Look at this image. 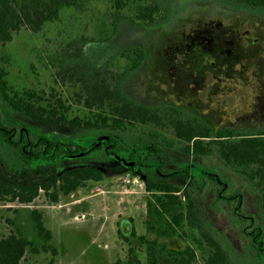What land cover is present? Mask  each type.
<instances>
[{"label": "rangeland", "instance_id": "374dc122", "mask_svg": "<svg viewBox=\"0 0 264 264\" xmlns=\"http://www.w3.org/2000/svg\"><path fill=\"white\" fill-rule=\"evenodd\" d=\"M115 1L79 0L77 7L65 9L41 31L23 28L11 41L0 44V66L7 72L11 94L33 92L53 103L60 98L70 107L68 118L92 117L76 101L79 86L73 80H56L63 65L84 46L89 62L119 75L132 69L138 54L145 50L142 69L124 83L128 94L148 100L150 92L207 113L213 122L246 130L264 128V12L232 9L215 0H167L173 14L169 20L157 16L153 30L124 21L127 25L117 35ZM123 3L122 13L137 22L136 4L133 0ZM2 108L8 106L2 102ZM141 129L180 144L171 132L152 126L137 125L132 130ZM93 142L81 141L89 148ZM80 153L66 155L58 174L70 167L94 165L102 169L104 178L90 181L70 195L61 194L57 203L43 191L30 204L0 197V238L11 233L35 238L37 250L29 247L22 264H49L51 260L54 264L146 263L147 246L141 237L152 239L155 235L146 227L150 194L144 174L122 165L102 149ZM225 181L230 183L227 193H245L243 212L253 213L257 200L251 192L230 172ZM213 198V193L204 198L210 222L244 253L247 240L242 225L234 221L227 205L221 210L212 208ZM34 210L42 213L45 226L53 233L51 246L58 249L56 256L43 239L36 238ZM171 243L179 248L193 245L190 239ZM197 264H203L200 253Z\"/></svg>", "mask_w": 264, "mask_h": 264}, {"label": "trees", "instance_id": "16d2710c", "mask_svg": "<svg viewBox=\"0 0 264 264\" xmlns=\"http://www.w3.org/2000/svg\"><path fill=\"white\" fill-rule=\"evenodd\" d=\"M165 1L133 0L139 21L134 22L122 13L123 0H116V33L127 25L124 21L153 30L157 16L169 20L173 14ZM215 1L232 9L264 12V0ZM78 5L79 0H0V44L11 41L23 28L39 32L65 9ZM235 34L245 39L243 33ZM142 53L132 69L114 75L105 66L89 62L84 46L76 49L56 80H73L79 86L76 101L92 114L86 118H68L70 107L60 98L53 103L33 92L12 95L7 72L0 66V197L30 204L43 191L57 203L61 194L70 195L104 178L102 169L94 165L70 167L58 174L65 155L102 149L104 154L135 159L139 166L134 172L145 176L150 194L146 227L155 236L141 237L147 262L138 264H197L199 253L203 264H264V128L246 130L213 122L207 113L150 92L148 100L128 94L124 83L142 69L145 50ZM2 102L8 109L2 108ZM137 125L169 131L180 144L163 140L152 130L134 132ZM85 139H94L92 147L82 145ZM229 170L256 198L259 220L243 217L241 190L227 195L221 182L225 183ZM208 193L214 195L212 208L227 205L234 221L242 225L247 237L244 253L210 222L204 205ZM32 217L36 238L43 239L56 256L58 249L51 246L54 236L42 213L34 210ZM34 239L17 233L0 238V264H22L29 247L37 250ZM178 239H190L193 245L173 246L171 242Z\"/></svg>", "mask_w": 264, "mask_h": 264}, {"label": "flooded vegetation", "instance_id": "af4514ba", "mask_svg": "<svg viewBox=\"0 0 264 264\" xmlns=\"http://www.w3.org/2000/svg\"><path fill=\"white\" fill-rule=\"evenodd\" d=\"M81 152H86V151H81ZM79 153H80V152H79ZM66 155H68V154H66ZM66 155H65V157H66ZM109 155L115 157V159L119 160V161L122 163V165H124L123 161H122L121 159L117 158V156H121V157H125V156H123V155H114V154H109ZM125 158H126V157H125ZM127 161H129V160H127ZM130 161H136V160L134 159V160H130ZM124 166H125V165H124ZM138 166H139V163L136 162V163L134 164V166H132L131 168L134 170V168L136 169V167H138ZM138 170H139V169H138ZM139 171H140V170H139ZM229 172L232 173V171H230V170H229ZM221 183L224 184V186L226 187V190H228V189L230 188V183H229L228 181H225V183H224V182H221ZM234 193H235V192H234ZM227 195H229V196L232 197L233 193H227ZM242 199L245 200V193H243V191H242ZM242 205L244 206V201H243V204H242ZM247 216H249V218H251V219H253V218H258V215H257V211H256V210H255L253 213H250V214H247V213L244 212L243 217L247 218ZM246 240H247V237H246Z\"/></svg>", "mask_w": 264, "mask_h": 264}, {"label": "water", "instance_id": "95a60500", "mask_svg": "<svg viewBox=\"0 0 264 264\" xmlns=\"http://www.w3.org/2000/svg\"><path fill=\"white\" fill-rule=\"evenodd\" d=\"M82 154L83 153H80L78 155H82ZM72 156H75V155H72ZM117 158L121 159L123 161L124 165L127 167H132L137 162V161H127V159L125 157H121V156H117Z\"/></svg>", "mask_w": 264, "mask_h": 264}]
</instances>
